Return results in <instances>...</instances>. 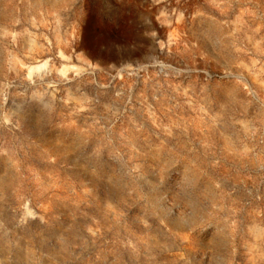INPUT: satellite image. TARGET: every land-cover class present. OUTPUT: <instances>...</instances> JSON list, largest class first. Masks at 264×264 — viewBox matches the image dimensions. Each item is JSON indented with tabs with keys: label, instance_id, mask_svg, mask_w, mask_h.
<instances>
[{
	"label": "rangeland",
	"instance_id": "374dc122",
	"mask_svg": "<svg viewBox=\"0 0 264 264\" xmlns=\"http://www.w3.org/2000/svg\"><path fill=\"white\" fill-rule=\"evenodd\" d=\"M0 264H264V0H0Z\"/></svg>",
	"mask_w": 264,
	"mask_h": 264
}]
</instances>
